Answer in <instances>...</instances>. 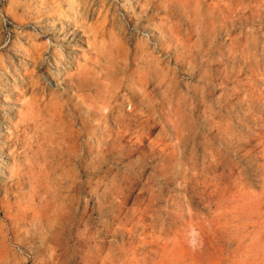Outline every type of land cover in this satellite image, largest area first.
I'll return each instance as SVG.
<instances>
[{
  "label": "rangeland",
  "instance_id": "374dc122",
  "mask_svg": "<svg viewBox=\"0 0 264 264\" xmlns=\"http://www.w3.org/2000/svg\"><path fill=\"white\" fill-rule=\"evenodd\" d=\"M0 264H264V0H0Z\"/></svg>",
  "mask_w": 264,
  "mask_h": 264
},
{
  "label": "bare ground",
  "instance_id": "6f19581e",
  "mask_svg": "<svg viewBox=\"0 0 264 264\" xmlns=\"http://www.w3.org/2000/svg\"><path fill=\"white\" fill-rule=\"evenodd\" d=\"M57 57V56H56ZM68 71H70V68L67 66ZM71 75V72H68V76Z\"/></svg>",
  "mask_w": 264,
  "mask_h": 264
}]
</instances>
